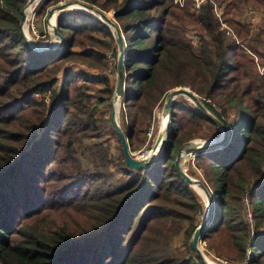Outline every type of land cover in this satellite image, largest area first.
I'll return each mask as SVG.
<instances>
[{
  "label": "trees",
  "instance_id": "trees-1",
  "mask_svg": "<svg viewBox=\"0 0 264 264\" xmlns=\"http://www.w3.org/2000/svg\"><path fill=\"white\" fill-rule=\"evenodd\" d=\"M26 1L0 0V264H204L189 246L203 211L174 158L182 143L218 136L214 121L179 96L154 162L128 167L115 130L121 153L111 157L100 138L109 106L101 105L115 83L97 72L109 69L108 51L116 71L112 30L88 12L62 11L63 45L37 52L20 31ZM58 1L41 0L35 15ZM84 1L112 10L124 38L120 102L131 151L145 144L155 106L177 86H189L230 129L226 143L194 157L213 199L202 241L235 264H264V26L252 33L235 16L243 5L264 15V0H206L198 8L193 0ZM215 4L236 39L220 30ZM180 233L186 250L175 253L171 240Z\"/></svg>",
  "mask_w": 264,
  "mask_h": 264
},
{
  "label": "water",
  "instance_id": "water-1",
  "mask_svg": "<svg viewBox=\"0 0 264 264\" xmlns=\"http://www.w3.org/2000/svg\"><path fill=\"white\" fill-rule=\"evenodd\" d=\"M38 0H27L24 6L21 8L20 11V19H19V24H20V31L21 34L24 38L25 43L33 50L37 52H47V51H53L55 49L60 48L65 40L64 35L59 32L56 26V17L57 15L62 12L63 10H66L67 5H69L72 2L79 3L80 5L83 6V8L78 9L79 11H85L88 12L94 16H96L98 19L101 21L105 22L110 29L113 32L114 39L116 42L117 46V58H116V75H115V86H114V93L112 95V105H111V112H110V122L118 134V137L121 142V148L122 152L124 155L125 162L128 167L131 169H138V168H144L149 166L152 162H154L164 151L167 142H168V133L170 129V120H171V105L173 101L176 99V97L183 96L186 97L188 100L193 102V104L196 107V110H199L206 114L219 129V135L216 137H211V138H206V139H201L198 140L200 143L196 145H190V142L194 139H191L187 142L182 143L177 151H176V156L174 158V166L177 170V172L180 174V176L189 184L194 186L193 184L195 182L199 183V185L204 189L205 195H206V211L205 215L201 219L200 223L197 225V227L193 230L192 235L189 239V246L190 248L195 252V254L198 256V258L204 263V264H212L209 261H207L204 257V251L200 247V242L202 241V233L205 231V229L208 227L209 223L211 222L212 214H213V199L211 192L208 188V186L199 178H195L188 174L184 168L182 163L185 161L183 157V153H189L192 152V156H196L199 152L207 151V150H212L214 148L220 147L224 143L229 140L230 137V129L226 126L225 123H223L218 117H216L214 114H212L202 103L200 100V97L193 92L189 86H177L173 87L170 90H168L165 94L164 101L162 102V112L165 113L167 112V129H166V134L165 137L162 139L163 141V146L159 154L155 155L153 153H148L144 156L139 157L138 154H135L133 151L130 150L127 137L125 135V132L121 129L116 113H115V106L114 102L116 101L117 104L120 102V99L123 94V84H124V63H125V43H124V38L122 35V32L119 28V25L115 22L114 17L110 18L106 15V13L101 10L100 8L96 7L95 5L88 3L87 1L84 0H66L62 1L59 3H56L52 7L48 9L47 12V17L53 13L56 12V15L54 16V21L52 25V32L55 36H57L58 41L54 44L47 43L43 47H33L30 45L27 35L23 29V24L25 22V6L28 3L31 2H37ZM46 23L47 18H46Z\"/></svg>",
  "mask_w": 264,
  "mask_h": 264
},
{
  "label": "rangeland",
  "instance_id": "rangeland-1",
  "mask_svg": "<svg viewBox=\"0 0 264 264\" xmlns=\"http://www.w3.org/2000/svg\"><path fill=\"white\" fill-rule=\"evenodd\" d=\"M40 1L41 0H38L33 5L32 12H31V14H30V16L28 18V22H27V25H26V33H27L30 41L33 42V43H39V42L45 43V41L53 40V37L48 32V25L46 23L47 15L44 16V17H40V16L35 15V11H36L37 6L39 5ZM62 1H66V0H59L56 3H59V2H62ZM180 1H182V0H180ZM55 4H53V5H55ZM245 6L246 5L241 6L240 13L235 15L237 19H242L243 18L242 8L245 7ZM50 7H52V6H50ZM76 10H78V9H70V10H63V11L73 12V11H76ZM104 12L107 13L110 18L114 17L112 10L104 11ZM246 16H250V18L252 19L251 21L253 22V26L257 27L254 30V32L260 26L264 25V15L262 14L261 11L256 12V13H250L249 15H246ZM115 22L118 24L116 19H115ZM187 36L189 37V40L191 41L192 44H193V39L194 40H195V38L198 39L197 38V34L195 32V28L193 26H191L188 29ZM115 44H116V42H115ZM263 48H264V46H263ZM107 59H108V62H109L108 63L109 69L106 70V71L97 72L94 69L86 68L82 64H81V68L85 67L88 71H91L92 73H95V74H97V73L98 74H102V75L103 74H107L110 77V79L115 83L116 71L115 70L113 71V53H112V51H108L107 52ZM67 66H70L71 68H74V69L78 68L77 64L75 65V64H72L71 62L67 63ZM36 97H38V95ZM164 98H165V96H164ZM164 98L160 102L159 105L155 106V108L153 110V119H152L150 127H149V129H148V131L146 133L147 140H146L145 144L140 149H138L136 151H133L135 154H138L139 157L150 153V151L152 149V146L155 143V140H156V137H157L159 131L161 132L162 137L164 136V132L166 134V130H165V126L164 125H165V123L168 122L167 121V114H166V112L165 113L162 112V102L164 101ZM178 98L179 97H176V99H178ZM111 105H112V100H110L109 105H108L107 102H105V103H103L101 105V106H104V107L109 106V108H108V112L106 113V116H105L106 122H105L104 126L100 129V131H101L100 138H102L105 141V143L108 145L109 155L111 157H113V158H117L120 155V153H121V148H120V142L118 141V137H117V135H116V133L114 131V128H113L111 122H110ZM121 110H122V103L118 102V104H117V102H116V104H115V113H116L117 121H118L121 129L123 131H126L127 130L126 121H125V118H123L124 116H122ZM165 115H166V117H165ZM198 138H200V137L192 138V139H195V140H192V141L200 140ZM92 139L93 138H87L85 140V143L87 144ZM201 139H204V138H201ZM80 150L84 152L83 160H84L85 164L90 166L91 159H90L89 154L85 150L84 146H82L80 148ZM182 165H183L184 170L188 174H190L191 176H193L195 178H199L203 182H205L203 173L195 165V161H194V158H192V155L188 154L186 156L185 161L182 163ZM112 168H113V166H112ZM118 175H119L118 172L114 173V177L115 178H117ZM193 189L197 193L198 200H199V202L201 204V209L203 211V213L201 214V217L203 218V216L205 215L206 207H207L205 193L204 192L201 193V191H199V189H201V188H197L196 186H193ZM184 242L185 241H184V234L183 233H180V234H178V235H176V236H174L172 238L171 247H172V249L174 250L175 253H180V252H183V251L186 250ZM200 247H201V249L204 251V253L206 255H209V253H207V251L204 249V244L202 242L200 243ZM209 256L213 259L212 255H209Z\"/></svg>",
  "mask_w": 264,
  "mask_h": 264
},
{
  "label": "built area",
  "instance_id": "built-area-1",
  "mask_svg": "<svg viewBox=\"0 0 264 264\" xmlns=\"http://www.w3.org/2000/svg\"><path fill=\"white\" fill-rule=\"evenodd\" d=\"M206 0H193L194 2V5L195 7H200ZM214 13L216 14V16L219 18V21H220V30L224 33V35L226 37H230L232 39H236V36L235 34L233 33L232 29L230 28V26L228 25L227 21L222 17L223 15V6L222 5H217L215 4L214 5ZM260 10L255 7V6H252V5H247L245 7L242 8V14H243V18L242 19H239L240 21H243V22H248L249 23V26H250V31L253 33L254 30L257 28V27H254L253 26V22L251 21L252 19L250 18V16H246V15H249L250 13H256V12H259ZM197 43V39L195 38V40L193 39V44L196 45ZM264 50V48H263ZM208 102H210V104L216 108L218 111H219V108H217V106L215 105V103L207 100ZM195 156H192V158H194ZM242 201H243V204H244V208H245V212H246V217L249 221H251V213H250V203H249V199H248V191H244L243 195H242ZM203 244H204V249L207 251V253H209L210 255L213 256V260L214 263L212 264H235L234 262L232 261H229L228 259L226 258H223L221 256H218V255H215L214 253H212L211 251L207 250L206 247H205V243L204 241H201ZM200 242V243H201ZM209 256V255H208ZM210 257V256H209ZM245 262L241 263V264H244Z\"/></svg>",
  "mask_w": 264,
  "mask_h": 264
},
{
  "label": "bare ground",
  "instance_id": "bare-ground-1",
  "mask_svg": "<svg viewBox=\"0 0 264 264\" xmlns=\"http://www.w3.org/2000/svg\"><path fill=\"white\" fill-rule=\"evenodd\" d=\"M33 5H34V2H31V3H28V4L25 6V15H26V18H25V22H24V24H23V29H24L25 33H26V25H27V22H28V18H29V16H30L31 12H32ZM81 8H83L82 5H80L79 3L72 2V3H70L69 5H67L66 10H70V9H81ZM55 15H56V12H53V13H51V14L47 17V22H48V23H47V25H48V32H49V33L51 34V36L53 37V40H51V41H45V43H42V42H39V43H33V42L30 41V39H29V37H28V35H27V33H26L30 45H32L33 47H43V46H44L45 44H47V43L54 44V43H56V42L58 41L57 36H55V35L53 34V32H52V25H53V21H54V16H55ZM106 15L108 16L107 13H106ZM108 17H109V16H108ZM115 104H116V101L114 102V106H115ZM166 114H167V112H166ZM165 117H166V115H165ZM167 117H168V116H167ZM164 119H165V118H164ZM167 121H168V120H167ZM164 126H165V130H166V129H167V123H165ZM164 137H165V132H164V136L162 137V134H161V132L159 131V133H158V135H157V137H156L155 143L153 144L150 153H153V154H155V155H157V154L160 153V151H161V149H162V146H163V141H162V139H163ZM200 142H201V141H200ZM200 142H199V141H191V142H190V145H196V144H199ZM188 154L193 155L192 152H189V153H183V157H184V159L186 158V156H187ZM193 185L196 186L197 188H201V189H199V191H201V193H203V192L205 193L204 189L199 185V183L195 182ZM205 196H206V195H205ZM209 255H210V254H209ZM204 257H205V259H206L207 261H209L210 263H214V261H212L213 259H212L211 257H209L208 255H206L205 253H204ZM211 259H212V260H211Z\"/></svg>",
  "mask_w": 264,
  "mask_h": 264
},
{
  "label": "crops",
  "instance_id": "crops-1",
  "mask_svg": "<svg viewBox=\"0 0 264 264\" xmlns=\"http://www.w3.org/2000/svg\"><path fill=\"white\" fill-rule=\"evenodd\" d=\"M263 26H264V25H263ZM263 26H262V27H263Z\"/></svg>",
  "mask_w": 264,
  "mask_h": 264
}]
</instances>
